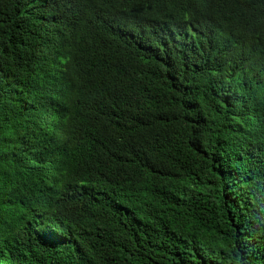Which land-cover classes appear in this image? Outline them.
<instances>
[{"label": "trees", "instance_id": "1", "mask_svg": "<svg viewBox=\"0 0 264 264\" xmlns=\"http://www.w3.org/2000/svg\"><path fill=\"white\" fill-rule=\"evenodd\" d=\"M160 1L0 0V264H264V0Z\"/></svg>", "mask_w": 264, "mask_h": 264}, {"label": "clouds", "instance_id": "2", "mask_svg": "<svg viewBox=\"0 0 264 264\" xmlns=\"http://www.w3.org/2000/svg\"><path fill=\"white\" fill-rule=\"evenodd\" d=\"M210 4L215 5L218 9V11L220 13H229L226 16H229L232 14V8L231 6L227 3V1L225 0V5L223 7H219L217 6L218 4V0H209ZM156 3V7L154 6H150V11H156L157 14L162 13L165 10V7H163L164 3L161 2L160 0H155ZM202 3L201 5H199L198 1L195 0L194 3H192L191 5L187 6L186 8H181V12L182 13H178L179 15V19L180 21L184 24V26H186L190 31L194 32L193 28H192V22H194L197 17L198 14L201 12H196L198 9H201L202 7ZM196 12V13H195ZM200 31L196 32L194 34V41L196 40L198 34ZM205 42H212L213 39H208V40H204ZM195 43V42H194Z\"/></svg>", "mask_w": 264, "mask_h": 264}, {"label": "bare ground", "instance_id": "3", "mask_svg": "<svg viewBox=\"0 0 264 264\" xmlns=\"http://www.w3.org/2000/svg\"><path fill=\"white\" fill-rule=\"evenodd\" d=\"M224 14V13H223ZM226 15H228L229 13H225ZM59 137V136H58Z\"/></svg>", "mask_w": 264, "mask_h": 264}]
</instances>
